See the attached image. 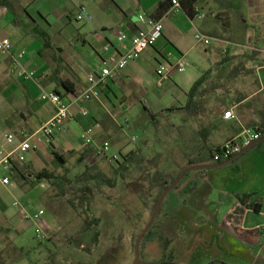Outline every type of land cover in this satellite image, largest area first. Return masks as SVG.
<instances>
[{
  "label": "crops",
  "instance_id": "1",
  "mask_svg": "<svg viewBox=\"0 0 264 264\" xmlns=\"http://www.w3.org/2000/svg\"><path fill=\"white\" fill-rule=\"evenodd\" d=\"M166 1L169 0H8L6 7L0 6V40L7 38L12 45L10 54H0V150L10 154L19 142L52 118L55 109L51 103L39 100L42 93L59 94L64 101L71 102L74 95L67 92L66 95L62 94L59 91V81L69 82L75 94L85 91L89 87L88 75L100 70L98 53L105 44L117 46L121 50L130 49L129 41L122 44L117 41L118 44H115L116 31L132 35L138 26L137 17L140 14L148 16L160 3ZM176 1L179 3V0ZM203 3V0H199L197 4L203 28L207 35L225 44L224 49L229 54L226 56L230 60L220 65L223 56H218L210 67L204 68L198 78L204 72L211 71L210 80L216 84L213 95L224 96L222 101L215 102L213 97L212 103L221 106L220 103L226 102L228 110L234 113L236 119H223L228 110L213 115L212 105L206 108L205 120L200 124L209 128L204 142L193 136L191 146L186 147L188 137L175 138L176 148H183L194 156L203 152L202 146H220L231 139H242L245 129L264 128V0L215 2L216 5L209 10L210 19L222 16V28L206 19L202 12ZM80 7H87L85 10L90 19L85 24L89 25L88 30L84 23L74 20ZM167 14H172L174 20L182 23L181 16L184 14L180 9L176 10L171 6ZM165 16L160 20L163 24L162 36L136 61H146L147 64L155 61L160 64L167 53L184 56L176 50L178 38L173 34L172 24L164 26ZM77 42L82 47L75 48L76 55L73 56L72 47ZM86 45L92 49L91 53L84 51ZM228 45L237 47V53L231 54ZM58 47H62L59 52L63 55L66 53L65 58L57 54ZM256 47L259 48L258 51H254ZM21 52L24 55L19 58ZM94 55L96 59H93ZM87 68L89 72H86ZM30 69L43 71L38 81L27 79L22 74ZM218 70L223 73L216 74ZM136 76L135 70L127 66L120 77L109 80L100 89L98 99L84 104L88 112L86 117L81 116L77 105H73L72 116L64 131L57 134L69 133L68 141L72 135L80 139L84 129L93 127L94 139L99 142L98 138L110 130L109 123L101 113L104 108L102 97L113 93L110 87L112 83L135 79ZM232 86H238L237 90ZM237 95L239 98L235 101ZM186 100L180 102L177 99L178 106L175 102L170 106L183 107ZM114 118L112 115L116 125L120 126ZM5 133L14 134L12 144L5 143ZM215 137L217 139L213 140ZM54 140L53 137L52 144ZM48 146L49 143L43 141L37 151L26 155L24 163L17 162L15 156L11 160L22 169L28 167L33 171L43 170L39 167L47 157ZM84 152L87 151L82 153ZM120 155L124 153L119 151L118 156ZM87 156L89 155L86 154L85 159ZM236 158L221 168L200 170L187 179L190 182L196 181L195 187L185 195L176 193L170 198L169 211L175 210L177 219L184 226H190L191 233H194L196 243L193 250L190 248L192 251L187 264H208L215 260L225 264H264V140ZM206 164L215 163L210 160ZM0 168L3 170L1 164ZM3 172L5 176H2V180L9 179L8 184L2 183L4 187L11 192L23 193L26 201L22 206L33 209L34 205H29V198L34 201L37 188L29 190L20 187L4 170ZM242 197H246L244 205L238 200ZM249 204H253L256 210L245 206ZM20 217L26 224H32ZM12 218L3 210L0 196V253L6 244L20 250L15 245V237L21 231L20 228L13 227ZM183 231L185 230L182 229V233ZM179 234L173 233V237L170 235L169 238H176L182 243L178 238ZM184 250L189 249H183L186 253ZM161 258L162 254L154 263Z\"/></svg>",
  "mask_w": 264,
  "mask_h": 264
},
{
  "label": "rangeland",
  "instance_id": "2",
  "mask_svg": "<svg viewBox=\"0 0 264 264\" xmlns=\"http://www.w3.org/2000/svg\"><path fill=\"white\" fill-rule=\"evenodd\" d=\"M203 1L205 3L202 4V12L208 20L211 17L209 10L216 3H223L226 0ZM63 3L66 4V2ZM67 8L69 9L70 6ZM181 15L179 14V16ZM221 17L219 16V19L212 18L210 21L222 28L223 19ZM181 19L182 23L174 20L172 14H167L163 23L164 26L172 24L173 34L178 38L176 50L184 55L190 65L185 68L184 72L172 73L169 80L158 86V78L155 74L158 63L151 61L147 64L144 60V62L141 60L135 63L131 62L127 66L135 70L136 78L112 83L110 87L113 93L102 97L104 108L101 113L105 121L109 123L110 130L98 138L99 142L94 140L92 147L107 141L110 144L109 157L90 158L92 149L83 146L76 135H72L69 141V133L54 135V143L51 147L48 146L47 157L39 169L43 168L55 176L65 177L66 185L61 190L44 181L35 187L37 189L34 201L32 202L29 198V205H34V207L45 211L43 217L45 224L40 226L45 239L39 240L35 233L36 225H28L20 217H23V214L14 204L23 205L26 201L25 196L19 191L11 192L4 187L2 176L5 174L0 168V196L3 201V210L7 216L13 217L11 219L13 227H18L21 231L20 235L15 237V245L20 250L6 244L3 252L0 253V264H131L133 262L135 240L153 212L144 209L138 194L147 191L148 186L137 175L135 180L128 182L118 178L113 188L98 185L96 178H112L114 163L110 157L118 156L119 151L125 155L135 148H138L147 159L154 161L160 171L176 176L179 167H183L184 162L179 148L175 147V138L184 136L188 137V141L193 140V136L196 137L204 127L203 123L200 124L202 121L204 122L206 112L201 114V118H191L188 122L183 123L180 114L176 112L162 113L161 109L169 107L174 102L178 106L177 99L180 102L185 101V93L188 92L204 68L210 67L218 56L227 57L226 55H229L228 53L222 54L225 44L219 43L214 37L206 34L202 19L197 17L191 22L184 15L181 16ZM86 22L88 21L80 23L85 24ZM74 26L76 25L74 24ZM85 26L86 28L84 26L83 28L88 30L89 25L85 24ZM196 34L207 36L210 45L204 46L198 43L194 38ZM114 38L117 39V31ZM115 44H118L117 40ZM81 47L82 45L78 42L73 45V56L76 55L75 48L80 49ZM227 47L231 54L237 53V47L232 45ZM58 48L57 54L62 56L63 53L59 52L62 47ZM171 48L168 49L172 50ZM84 51L91 53L92 49L86 45ZM65 56L66 53L62 58ZM93 59H96L95 55ZM160 61V64L168 68L166 62ZM34 70L30 69L27 72H33L34 78L31 80L38 81L40 79L38 77L43 71ZM86 72H89L88 68ZM217 73L222 74L223 71L218 70ZM215 85L210 81L207 83V89H215ZM232 87L237 90L238 86ZM59 91L62 94L66 93L62 87ZM78 95L80 94L76 93L73 97ZM223 97L220 101L224 99ZM215 100L214 98V102ZM220 104L222 105L212 103L211 113L213 115L228 110L226 102ZM144 108L149 112H146ZM149 113L155 117V122L152 123ZM112 115L117 123L125 129L116 125ZM126 120L129 122L128 127L125 124ZM133 138L134 141H132ZM216 139L215 137L213 140ZM51 149L64 158V169L52 156ZM83 151H87L89 156L79 163V155ZM120 160L119 156L118 161ZM174 162L177 163V166ZM85 171L88 183L78 184L74 178L81 177ZM199 171L188 172L187 178ZM85 186L90 188L89 192L84 191L85 194H90V217L100 219L99 225L92 226L87 232H83L84 218L79 216L68 204V200L73 201L74 204L80 202L79 196L83 194L81 189ZM174 195L176 194L172 193L164 199V204H162L154 223L155 232L164 233L166 236L164 235L163 239H152L151 244L150 241L145 240L140 243V262L143 264H153L162 253L166 252L170 255L173 250H175L172 256L174 264H187L190 260V253L196 243L194 233H191L190 226H184L177 219L174 214L175 210L169 211V201ZM182 229L185 230L183 233ZM96 233H98V237H95ZM173 233H180L178 238L182 243L176 238H169V245L165 243L168 240L165 238L170 235L173 237ZM185 248L189 249L184 250L186 253L183 252Z\"/></svg>",
  "mask_w": 264,
  "mask_h": 264
},
{
  "label": "built area",
  "instance_id": "3",
  "mask_svg": "<svg viewBox=\"0 0 264 264\" xmlns=\"http://www.w3.org/2000/svg\"><path fill=\"white\" fill-rule=\"evenodd\" d=\"M172 6L179 10V3L176 0H171ZM90 19L89 13L85 8L80 7L77 9L74 20L76 22L88 21ZM137 24L134 33L132 35H127L121 31L117 32V41L122 44L126 41L130 43L129 50H121L117 46L111 44H105L98 53L99 59L101 60V67L98 73H92L87 77V83L89 87L80 93V95L73 98L71 102L64 101L60 95L55 93H42L39 100L47 101L51 103L55 109V113L52 118L42 125L35 133L25 137L23 141L19 142L10 154L5 153L0 150V164L6 174L9 173L11 169L12 156H15V160L19 163H24L26 161V155L31 151H37L39 146L43 141L47 144L51 142L54 135L64 131L67 121L71 118V107L73 105L78 106V111L81 116L86 117L88 115L87 110L84 108V104L90 102L91 100L98 99L100 97L99 91L108 84L109 80L115 79L122 75L123 70L131 62L139 59L141 54L152 48L157 40L162 36L163 25L160 20H155L150 18L145 14H140L137 17ZM195 40L204 45L209 46V39L201 34H196L194 36ZM12 45L9 39L0 40V54H10ZM259 48H254V51H258ZM222 54H227V50L224 49ZM24 52H21L18 57L22 58ZM163 61L167 63L168 68L164 67L162 64L158 65L155 74L158 78V86H161L163 82L170 79L172 73H182L186 67H189L188 61L184 56H174L171 53H167L163 57ZM22 74L27 79H32L34 77L33 72H22ZM223 119L230 121L235 120L236 116L231 110H228L223 115ZM125 124L129 125L126 120ZM4 141L7 144H12L15 140V136L12 133L4 134ZM260 138V133L257 130L245 129L243 131L242 139H231L226 141L221 145L220 152L215 153L213 157L214 163H219L232 158L234 155L238 154L244 147L248 146L251 142ZM94 129L93 127H88L84 129L80 135V141L85 147H90L92 149L90 157L102 158L108 156V151L110 144L107 141L92 147L94 142ZM134 141V138L132 139ZM109 157V156H108ZM117 155L110 157L111 161H118ZM4 185L9 183V179L5 178L2 180ZM15 207L19 208V211L23 214L25 220L30 221L32 224L36 225V237L39 240L45 239L40 230V226L44 225V215L45 211L43 209H38L34 207L33 209H26L24 206L19 204H14ZM264 230V227H262Z\"/></svg>",
  "mask_w": 264,
  "mask_h": 264
},
{
  "label": "trees",
  "instance_id": "4",
  "mask_svg": "<svg viewBox=\"0 0 264 264\" xmlns=\"http://www.w3.org/2000/svg\"><path fill=\"white\" fill-rule=\"evenodd\" d=\"M8 0H0V6H7ZM199 0H179V7L182 13L186 16L187 19L190 21H193L195 18L199 16V11L197 10V4ZM172 6L171 1H166L160 3L155 10L149 14L148 16L150 18H153L155 20H161L170 10ZM45 40V37H42ZM230 58L223 57L220 61V65L226 64ZM210 75L211 71L208 70L204 72L191 86L189 91L186 94V103L183 107H175L171 106L170 108L163 110L162 113H178L182 116L181 121L183 123L188 122L191 118H199L201 114L204 113L206 108H208L210 105H212L213 97H215L216 100L220 101L222 95L217 94V96H214L215 89H207V83L210 82ZM59 84L61 87L66 90L68 94H75V91L73 88L70 87V83L67 81L60 80ZM59 95V94H58ZM219 98V99H218ZM238 95L235 97V101L238 100ZM146 112H149L148 109L144 108ZM149 117L152 119V123L156 121L155 117L149 113ZM209 128L202 127V129L197 134L198 141L203 142L206 139V135L208 134ZM257 131L260 133V137L264 136V128L257 129ZM261 142L253 146L252 148L257 147ZM192 140L186 142V147L191 146ZM181 145V144H180ZM52 146V143H49V147ZM183 147V144H182ZM203 147V152L198 154L197 156H194L191 153H187V150H183V148H179L182 160L184 162L183 167H179L178 174L188 166L192 165H204L208 161L213 160L214 154L220 152V146H209ZM250 148V149H252ZM182 149V150H181ZM249 149V150H250ZM247 150V151H249ZM246 151V152H247ZM51 154L58 162L60 167L64 169L65 160L64 158L56 153L53 149H51ZM245 152V153H246ZM87 152H84L81 154V157L79 158V163L83 162L85 160ZM121 160L120 161H114L113 165V177H98L96 178L98 185H106L109 188H113L117 182V179H121L123 181H129V180H135V176L137 175L142 179V181L146 182L148 189L147 191L139 192V198L142 201L144 205V209L148 211H153L160 194L162 191L171 185L175 179L177 178L178 174L176 176H172L170 174L163 173L157 168V165L154 161L147 159L142 152L135 148L131 151H129L125 155H120ZM238 158V157H237ZM236 158V159H237ZM207 161V162H206ZM221 163V162H219ZM175 166H177V163L174 162ZM217 164V163H215ZM188 174H185L181 182L167 195L170 194H176L179 193L181 195L187 194L192 187H195L197 182L196 181H188L187 177ZM8 176L11 180L18 183L20 187H27L29 190L34 189L36 186L40 185L42 182H48L51 185H54L62 190V188L66 185V178L65 177H59L55 176L53 173L43 169L40 171H33L31 169L24 168L22 169L19 167L16 163H11V169L8 173ZM86 171L82 173L81 177H75L74 180L78 184L88 183V177ZM134 177V178H133ZM83 179V180H81ZM94 179V178H93ZM188 181V182H187ZM82 192L79 196V203L74 204L73 201L68 200V204L71 208H73L79 216L84 218V227L83 232L89 231L92 226H97L100 223V219L90 217V194H85V190L89 192L90 188L85 186L82 187ZM152 192V194H151ZM166 196V198H167ZM172 196V195H171ZM240 203L243 205L245 204L246 197H242L238 199ZM164 204V202H163ZM162 206V205H161ZM249 209L256 210V207L253 204L245 205ZM157 218V217H156ZM156 221V219H155ZM154 221V223H155ZM154 223L152 224L151 228L148 230V232L145 234L144 238L142 240L145 241H151L155 238H164V233H158L155 232ZM98 237V233L95 234V237ZM166 236V235H165ZM168 239L165 241L167 245H169L170 240L169 236H167ZM175 250H173L170 255L166 252L162 253V258L157 263H168V264H174L173 263V255ZM208 264H225L221 261L215 260Z\"/></svg>",
  "mask_w": 264,
  "mask_h": 264
},
{
  "label": "water",
  "instance_id": "5",
  "mask_svg": "<svg viewBox=\"0 0 264 264\" xmlns=\"http://www.w3.org/2000/svg\"><path fill=\"white\" fill-rule=\"evenodd\" d=\"M262 140H264V136L260 137L259 139L251 142L248 146L244 147L238 154L234 155L232 158L225 160L221 163H217V164H205V165H192V166H188L185 167L177 176V178L175 179V181L169 185L168 187H166L162 193L159 196V199L154 207V210L151 214V217L149 219V221L147 222V224L145 225V227L143 228V230L140 232V234L137 236L135 243H134V259L133 262L131 264H143L140 262V243L142 241V239L144 238L145 234L148 232V230L151 228L152 224L155 221V218L161 208V205L164 202V199L166 198V196L181 182V180L183 179V177L185 176V174H187L188 172L192 171V170H206V169H218L221 168L223 166L228 165L233 159H235L236 157L242 155L244 152H246L247 150H249L250 148H252L253 146H255L256 144H258L259 142H261ZM153 264H168V263H153Z\"/></svg>",
  "mask_w": 264,
  "mask_h": 264
}]
</instances>
